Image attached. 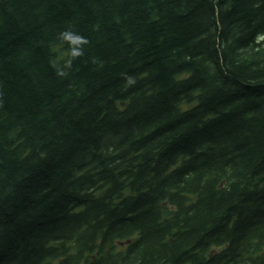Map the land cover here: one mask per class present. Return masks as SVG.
<instances>
[{"label": "trees", "instance_id": "trees-1", "mask_svg": "<svg viewBox=\"0 0 264 264\" xmlns=\"http://www.w3.org/2000/svg\"><path fill=\"white\" fill-rule=\"evenodd\" d=\"M0 264H264V0L1 1Z\"/></svg>", "mask_w": 264, "mask_h": 264}, {"label": "clouds", "instance_id": "clouds-1", "mask_svg": "<svg viewBox=\"0 0 264 264\" xmlns=\"http://www.w3.org/2000/svg\"><path fill=\"white\" fill-rule=\"evenodd\" d=\"M57 40L64 46L66 55L59 59L51 57L49 63L58 78L66 79L72 75L76 62L85 56L90 41L71 26L59 30ZM92 62L96 63L95 58Z\"/></svg>", "mask_w": 264, "mask_h": 264}, {"label": "water", "instance_id": "water-1", "mask_svg": "<svg viewBox=\"0 0 264 264\" xmlns=\"http://www.w3.org/2000/svg\"><path fill=\"white\" fill-rule=\"evenodd\" d=\"M1 1H4V0H0V2H1Z\"/></svg>", "mask_w": 264, "mask_h": 264}]
</instances>
